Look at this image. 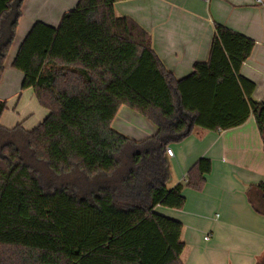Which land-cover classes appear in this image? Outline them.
<instances>
[{"label":"trees","instance_id":"1","mask_svg":"<svg viewBox=\"0 0 264 264\" xmlns=\"http://www.w3.org/2000/svg\"><path fill=\"white\" fill-rule=\"evenodd\" d=\"M119 1L78 0L56 26L35 21L11 61L20 91L31 89L47 115L31 130L0 125V264H182L183 225L155 208L181 210L183 189L201 191L211 162L197 159L171 185L168 145L253 117L264 148V102L240 73L255 42L215 24L207 60L176 78L151 34L116 15ZM22 2L0 0V80ZM122 106L154 134L135 141L115 130ZM6 109L0 100V118ZM44 167L80 174L88 194L45 181ZM247 192L264 207V182Z\"/></svg>","mask_w":264,"mask_h":264},{"label":"crops","instance_id":"2","mask_svg":"<svg viewBox=\"0 0 264 264\" xmlns=\"http://www.w3.org/2000/svg\"><path fill=\"white\" fill-rule=\"evenodd\" d=\"M125 0L114 4L117 16L134 19L152 37V46L165 67L176 78L188 75L196 62L206 61L214 25L219 24L255 42L240 73L255 84L252 97L264 102V0ZM78 0H23L16 35L5 62L13 60L18 46L31 25L42 21L56 26L63 13ZM16 38L19 40L15 43ZM13 70V69H12ZM15 71V70H14ZM8 70L4 63V72ZM17 72V71H16ZM22 77V75H21ZM3 79V76L0 80ZM18 91V90H16ZM3 94L0 100L14 101L22 92ZM33 95V94H32ZM37 126L47 115L38 106ZM16 109L18 101L15 103ZM22 119V120H21ZM26 118L15 115L14 124L0 121L11 129ZM8 125H7V124ZM112 126L135 141L151 137L155 128L144 118L122 106ZM166 156L172 169V183L184 182V176L199 158H208L211 171L205 175L201 191L185 187L181 210L160 208L155 211L182 225L184 250L182 264H264V207L259 211L248 198L250 185L264 182L263 140L253 117L225 131L193 132L179 143L168 145Z\"/></svg>","mask_w":264,"mask_h":264},{"label":"rangeland","instance_id":"3","mask_svg":"<svg viewBox=\"0 0 264 264\" xmlns=\"http://www.w3.org/2000/svg\"><path fill=\"white\" fill-rule=\"evenodd\" d=\"M4 36L6 39L7 35H4ZM18 40H19V38H16L15 43ZM16 44H15V46H11L12 51H11V53L9 51V53H10L9 57H11V54L13 52H15L14 49L16 48ZM7 58H8V56H7ZM8 66H9V62L6 61L5 67L8 70V72L3 75V79H2L1 84H0V92L3 94L12 93L16 90H18L16 92H19L20 84L22 81L21 74L19 72H16V71L8 68ZM34 99L35 98L32 95V92H28V93L22 92L21 95L18 94L14 101L12 100L9 102V107L2 114L0 121H2L4 123L8 121L9 122L8 124H10V125L14 124L13 120L15 119V115L19 114V118H21V116H22V118H26V120L24 121L23 124L26 125L28 128H33L37 124V122L39 121V114H38V111L36 109V104L34 103ZM17 101H18V106L15 109L14 106H16L15 103ZM46 173L49 174V176H47ZM73 174L74 173H71V174L66 175V176L51 175L49 173V171L45 168V171H43V179L45 181H48V180H52L51 178H54V180H56L58 182H50L49 181V183H53L54 185H61L59 183L61 181L68 182L70 184V188H75L77 190L76 191L77 194L83 195V194L89 192L87 190L90 189V185H85L82 183V181L80 179H78L79 176H81L80 174L77 175L76 177ZM160 208H162V207H160Z\"/></svg>","mask_w":264,"mask_h":264},{"label":"built area","instance_id":"4","mask_svg":"<svg viewBox=\"0 0 264 264\" xmlns=\"http://www.w3.org/2000/svg\"><path fill=\"white\" fill-rule=\"evenodd\" d=\"M257 2L262 3L261 0H257ZM166 154L168 156H172V154H173L172 150L169 147L166 148Z\"/></svg>","mask_w":264,"mask_h":264},{"label":"water","instance_id":"5","mask_svg":"<svg viewBox=\"0 0 264 264\" xmlns=\"http://www.w3.org/2000/svg\"><path fill=\"white\" fill-rule=\"evenodd\" d=\"M263 138H264V135H263Z\"/></svg>","mask_w":264,"mask_h":264}]
</instances>
